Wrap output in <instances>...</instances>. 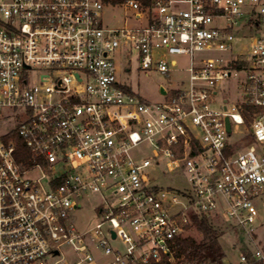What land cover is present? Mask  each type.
<instances>
[{"label":"built area","instance_id":"1","mask_svg":"<svg viewBox=\"0 0 264 264\" xmlns=\"http://www.w3.org/2000/svg\"><path fill=\"white\" fill-rule=\"evenodd\" d=\"M119 4L135 22L105 26ZM133 58L170 84L186 76L150 102L116 76ZM0 117L14 121L0 142V264H48L65 244L75 264H187L176 241L193 216L248 233L240 264H264V0H0ZM241 125L257 149L235 147ZM14 132L32 164L16 160ZM158 166L188 186L161 187ZM90 198L97 218L82 228Z\"/></svg>","mask_w":264,"mask_h":264},{"label":"rangeland","instance_id":"2","mask_svg":"<svg viewBox=\"0 0 264 264\" xmlns=\"http://www.w3.org/2000/svg\"><path fill=\"white\" fill-rule=\"evenodd\" d=\"M133 10L127 9L124 5H106L102 10V23L109 27H123L126 23L135 22L133 19ZM132 17V18H131ZM243 43H236V50H241L243 48ZM182 65L188 66L189 62L186 60L185 56H177ZM127 57H118L119 64H125ZM128 64V63H126ZM130 64V63H129ZM116 76L119 79L127 80L133 87V89L140 93L146 100L150 102L158 101L163 98L160 93V86L165 85L169 89L175 85V80L186 76L184 73H172L173 84H170L168 78L160 72L147 70H142L138 66L136 58L131 61V70H118ZM234 85L235 82L231 81ZM226 83L224 82V85ZM231 88L233 89L234 86ZM248 124V122H247ZM246 124V125H247ZM14 126V121L11 118L0 117V142L3 143L6 135L10 132L11 128ZM242 129L240 134L232 133V142L238 149H246L248 147L256 148L258 143H253V138L251 137L248 126L241 125ZM141 153L146 152L147 147H142L139 149ZM150 174L155 178L157 184L161 187H175L184 188L188 186L187 178L184 175H177L175 173H167L164 166H158L155 168H150ZM94 199H84L83 206L76 211V217L78 224H83L82 228L87 227L89 223L95 221L96 210L94 209ZM257 206L259 208V218L257 221V228L255 229V241L257 244L264 248V199L258 201ZM213 224L217 226L222 232L220 236V243L225 250L224 263L240 264V254L243 252H253L256 248L255 244L252 242L250 235L244 231H238L230 229L227 224L217 219L211 220ZM193 236L200 239L202 235L198 231L195 224H193L186 232L185 236ZM48 264H51L55 260H60L58 264H75L79 260L78 253L75 251L74 247L70 244H65L62 247V252L57 257H52L48 255L46 257ZM252 264V263H251Z\"/></svg>","mask_w":264,"mask_h":264},{"label":"trees","instance_id":"3","mask_svg":"<svg viewBox=\"0 0 264 264\" xmlns=\"http://www.w3.org/2000/svg\"><path fill=\"white\" fill-rule=\"evenodd\" d=\"M105 2H117L118 0H104ZM254 110V107H251ZM250 116H246L249 122ZM12 140L15 142L14 154L16 160L25 165L35 162V156L25 144L24 140L14 132ZM194 224L202 235L200 239L193 236L178 237L176 241V258L187 264H223L226 255L223 246L220 243L222 232L208 217L193 216ZM250 256V252H247ZM262 264L255 260H250V264ZM163 264H176L170 261H164ZM178 264V263H177Z\"/></svg>","mask_w":264,"mask_h":264},{"label":"water","instance_id":"4","mask_svg":"<svg viewBox=\"0 0 264 264\" xmlns=\"http://www.w3.org/2000/svg\"><path fill=\"white\" fill-rule=\"evenodd\" d=\"M161 90H162V92L165 93V88L163 86L161 87ZM226 125H227L228 131L231 132V121H230L229 117H226Z\"/></svg>","mask_w":264,"mask_h":264}]
</instances>
